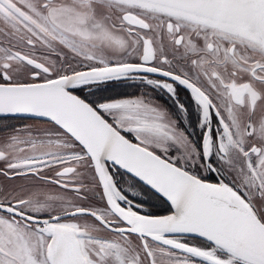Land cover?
Wrapping results in <instances>:
<instances>
[{
  "label": "snow or ice",
  "instance_id": "6c2138e0",
  "mask_svg": "<svg viewBox=\"0 0 264 264\" xmlns=\"http://www.w3.org/2000/svg\"><path fill=\"white\" fill-rule=\"evenodd\" d=\"M0 264H264V0H0Z\"/></svg>",
  "mask_w": 264,
  "mask_h": 264
}]
</instances>
